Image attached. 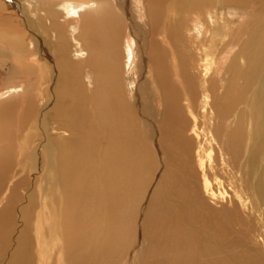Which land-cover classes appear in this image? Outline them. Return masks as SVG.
I'll return each mask as SVG.
<instances>
[{
  "label": "bare ground",
  "instance_id": "6f19581e",
  "mask_svg": "<svg viewBox=\"0 0 264 264\" xmlns=\"http://www.w3.org/2000/svg\"><path fill=\"white\" fill-rule=\"evenodd\" d=\"M0 57L4 264H264V0H0Z\"/></svg>",
  "mask_w": 264,
  "mask_h": 264
},
{
  "label": "rangeland",
  "instance_id": "374dc122",
  "mask_svg": "<svg viewBox=\"0 0 264 264\" xmlns=\"http://www.w3.org/2000/svg\"><path fill=\"white\" fill-rule=\"evenodd\" d=\"M203 12H206V8H199V9H196V10H191V11H189V12H185V14H184V18H185V22H186V26L187 27H190V26H192V25H194V21H191L192 19V15H193V13H196L201 19H202V17H203ZM187 13V14H186ZM28 15H30V14H28L27 13V16H24L23 17V23H27V24H30V22H29V16ZM246 18V17H245ZM200 19V20H201ZM243 19H244V17H242V16H239L237 19H236V21H235V27L236 26H238V25H241L242 24V22H243ZM190 25V26H189ZM200 28H201V23H198L197 24V26H194L193 28H192V31L194 32V33H197L199 30H200ZM185 31V30H184ZM186 32V37L184 38V41L186 42V44L187 45H189V46H191L192 47V41L194 40V37L192 36L193 35V32H192V34H189V33H187V31H185ZM246 38V35H244V37H242L241 38V40H239V42L241 43L242 42V40L243 39H245ZM129 43V44H128ZM238 43V42H237ZM126 44V49H129V48H131L132 47V49H133V44H132V41H129V42H127V43H125ZM193 48V47H192ZM193 50V54H194V57H198V58H200L201 59V55L199 54V52H198V49H192ZM195 50V51H194ZM197 52V53H196ZM204 61H205V63H206V61H208L206 58H202ZM205 63H202L201 64V67L202 68H204L207 64H205ZM11 63L8 61V60H4L2 57H0V87L1 86H3L4 84H5V82H7V80H8V78H10L11 76H12V74H13V72H12V70H10L11 68H12V66L10 65ZM205 64V65H204ZM127 67H130V66H132L131 64H130V62L128 61V60H126V64H125ZM226 65V64H225ZM201 71V70H200ZM202 72V71H201ZM44 86V85H43ZM42 86V87H43ZM45 87V86H44ZM41 89L42 88H39V93L41 92ZM2 96V95H1ZM44 103L41 101H39L38 102V106L40 107V108H43V105ZM186 114H188V113H186ZM193 114H199L197 111H196V113H193ZM188 117H189V119H190V116L188 115ZM213 153H214V151H213ZM203 161H205V160H203ZM34 209H36V207L34 208ZM34 223V222H33ZM19 223H16L15 224V226L16 227H18L19 225H18ZM34 225V224H33ZM16 231H12L11 232V235H10V240H9V244H8V246L4 249V252H2V254L0 255V264H4L8 259H9V257H10V255H9V253H10V251H12V249H14V248H16L18 245L17 244H15V243H13V238H15V236H16ZM37 240V242H38V240L39 239H36ZM15 250V249H14Z\"/></svg>",
  "mask_w": 264,
  "mask_h": 264
}]
</instances>
